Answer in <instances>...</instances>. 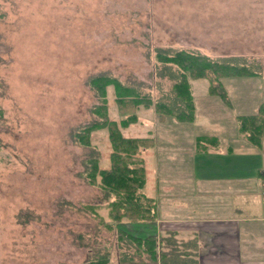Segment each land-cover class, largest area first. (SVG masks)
Returning <instances> with one entry per match:
<instances>
[{
  "label": "rangeland",
  "instance_id": "rangeland-1",
  "mask_svg": "<svg viewBox=\"0 0 264 264\" xmlns=\"http://www.w3.org/2000/svg\"><path fill=\"white\" fill-rule=\"evenodd\" d=\"M158 48L242 58L259 75L222 85L212 76L190 80L193 123L138 108L122 134L154 141L139 155L145 194L155 195V178L177 176L170 162L181 163L200 136L217 137L221 150L242 147L243 160L257 165L263 156L240 135L238 117L264 111V0H0V264H125L144 255L118 240V231L131 237L134 223L116 224L114 198L99 178L87 179L90 160L110 166L108 130L93 132L91 147L73 133L99 120L91 111L100 100L88 85L99 74L171 106L177 69L158 63ZM107 100L109 118L119 122L113 86ZM194 153L198 173L219 161Z\"/></svg>",
  "mask_w": 264,
  "mask_h": 264
},
{
  "label": "crops",
  "instance_id": "crops-1",
  "mask_svg": "<svg viewBox=\"0 0 264 264\" xmlns=\"http://www.w3.org/2000/svg\"><path fill=\"white\" fill-rule=\"evenodd\" d=\"M193 150L181 163L170 162L176 177L155 178L154 196L144 188L145 196L156 202L158 220L131 224L128 235L140 240L160 236L163 252V240L170 239L176 255L169 261L175 264H264V139L258 148L263 158L252 168L243 160L242 147ZM194 152L216 155L219 161L198 173ZM138 255V260L128 257L124 263L160 264L142 251Z\"/></svg>",
  "mask_w": 264,
  "mask_h": 264
},
{
  "label": "trees",
  "instance_id": "trees-1",
  "mask_svg": "<svg viewBox=\"0 0 264 264\" xmlns=\"http://www.w3.org/2000/svg\"><path fill=\"white\" fill-rule=\"evenodd\" d=\"M242 59V58H241ZM238 57L212 59L209 55L193 53L184 49H156V60L165 67H176V82L173 89L176 95L174 103L170 106L164 102H156L150 96L143 95L137 88L124 85L118 79L109 74L92 76L88 85L98 96L100 103L92 108V113L99 119L89 125L80 128L73 133V140L84 147H91V134L100 129H107L111 145L110 166L101 169L97 160L89 161L87 179L90 184H99L107 193L108 198H114L110 202V217L116 223L123 221L156 222L157 206L153 198L144 194L147 185L146 169L143 161L139 159L142 151L151 149L154 141L151 138H126L122 134L123 129L136 123L139 107H154L156 113L171 116L181 123H193L196 119L195 104L192 96L190 80L214 77V80L234 77H256L259 75L256 69L245 63ZM110 86L115 89L116 103L123 118L118 122L111 120L107 108V90ZM217 88H211L213 95H218L222 100L226 99V93L219 94ZM238 130L241 136H247V140L257 147H262L264 139V111L259 114L238 117ZM197 151L203 152L207 146L218 147V138L200 136L196 140ZM118 240L125 244H136L143 249L147 258L154 263L175 264L170 262L172 252L161 251V239L150 237L140 240L126 236L118 231ZM127 237L128 239L124 238ZM109 258L91 261L88 264H109Z\"/></svg>",
  "mask_w": 264,
  "mask_h": 264
}]
</instances>
